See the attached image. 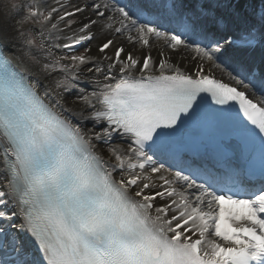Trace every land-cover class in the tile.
<instances>
[{
	"label": "snow or ice",
	"instance_id": "6c2138e0",
	"mask_svg": "<svg viewBox=\"0 0 264 264\" xmlns=\"http://www.w3.org/2000/svg\"><path fill=\"white\" fill-rule=\"evenodd\" d=\"M0 264H264V0L7 6Z\"/></svg>",
	"mask_w": 264,
	"mask_h": 264
},
{
	"label": "clouds",
	"instance_id": "9594fccd",
	"mask_svg": "<svg viewBox=\"0 0 264 264\" xmlns=\"http://www.w3.org/2000/svg\"><path fill=\"white\" fill-rule=\"evenodd\" d=\"M22 0H0V19L4 18L7 6L21 3Z\"/></svg>",
	"mask_w": 264,
	"mask_h": 264
},
{
	"label": "bare ground",
	"instance_id": "6f19581e",
	"mask_svg": "<svg viewBox=\"0 0 264 264\" xmlns=\"http://www.w3.org/2000/svg\"><path fill=\"white\" fill-rule=\"evenodd\" d=\"M46 1V3H52V2H54V0H45ZM65 2L67 3V0H65ZM10 32H11V30H10ZM93 49H94V46H93Z\"/></svg>",
	"mask_w": 264,
	"mask_h": 264
},
{
	"label": "rangeland",
	"instance_id": "374dc122",
	"mask_svg": "<svg viewBox=\"0 0 264 264\" xmlns=\"http://www.w3.org/2000/svg\"><path fill=\"white\" fill-rule=\"evenodd\" d=\"M10 34H11V32H10ZM80 51H83V49H82V50H80Z\"/></svg>",
	"mask_w": 264,
	"mask_h": 264
}]
</instances>
